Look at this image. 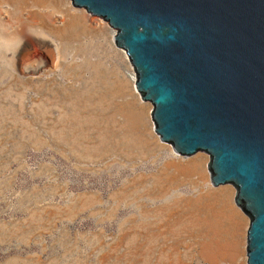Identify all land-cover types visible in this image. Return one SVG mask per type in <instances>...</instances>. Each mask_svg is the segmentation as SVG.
Wrapping results in <instances>:
<instances>
[{
    "label": "water",
    "instance_id": "water-1",
    "mask_svg": "<svg viewBox=\"0 0 264 264\" xmlns=\"http://www.w3.org/2000/svg\"><path fill=\"white\" fill-rule=\"evenodd\" d=\"M116 33L155 142L210 159L212 193L236 191L248 264H264V0H53Z\"/></svg>",
    "mask_w": 264,
    "mask_h": 264
},
{
    "label": "rangeland",
    "instance_id": "rangeland-1",
    "mask_svg": "<svg viewBox=\"0 0 264 264\" xmlns=\"http://www.w3.org/2000/svg\"><path fill=\"white\" fill-rule=\"evenodd\" d=\"M62 3L63 9L74 14L73 8H67V2ZM76 15L81 16L82 22L91 29L92 34H99V38L101 34L109 36L108 42L115 52L112 62L118 64L123 70L128 84L129 101L141 106L135 83L132 81V76L136 74L131 68L128 57L121 55L113 48L114 42L112 37L110 38L113 33L101 23L85 15ZM0 17L5 19V14H1ZM66 18L62 16L59 19L50 18L48 22L60 28L66 24L68 20ZM36 27L38 28L37 24ZM45 36L51 48L55 49L59 40L46 31ZM32 50L36 53L35 60L40 63L37 71L22 72L13 62L9 64V67L20 81L31 77L39 86L41 82L49 78V75L46 71L44 56L39 55L35 45H32ZM71 58L72 54L68 52L66 61H70ZM74 60L80 62L81 58L77 56ZM57 78L62 85L68 84L62 75H57ZM8 80L10 79L7 78L5 83ZM4 85L0 84V87L4 89ZM22 88L26 92L29 91L26 107L27 113L30 112L23 117V121L32 122L37 133L40 132L37 136L45 141L49 138L44 128L46 121L43 122L41 119L36 121L33 114V107L41 103L43 97L34 91L38 88L33 89L28 86ZM2 89L0 88V93ZM144 109L148 129L146 136L149 144L154 145L156 150L147 156H134L129 160L120 154H113L107 160H81L67 149L61 150L53 144H27L19 138L18 134L16 135V130L13 131V128L10 131L7 130V133L5 130L1 131L6 134L0 132L2 140H0L2 142L0 143V264H174L170 258L167 260L168 256L180 259L181 262L187 260L185 264H206L198 257L191 255L195 253V246L190 241L193 240L192 238L184 233L174 235L173 231L166 229L162 223L166 217L164 213L170 206L168 203L175 197L195 199L199 195L212 193L210 176L207 172L209 169L206 167L205 181H195L196 176H192L189 180L181 176L178 187L168 191L165 188L163 190L165 195L161 194L163 195L161 196V190L166 186L163 184L164 187L162 185L157 187L154 179L160 175L163 177L161 171L165 163L171 161L174 166H182L190 160L175 159L170 147L155 142L152 112L150 107H144ZM57 116L56 112L52 117L57 118ZM2 120V124H9L7 120ZM207 160L210 162V159ZM174 166L171 170H174ZM132 182L135 183L132 184ZM154 190L161 192L158 194ZM230 190L232 205L237 210L236 191ZM161 216L162 219L159 220ZM157 222L156 226H151ZM151 227H153L152 230ZM244 227L242 228L244 230L243 253L238 259V264H247L249 228L247 220ZM154 230L158 232L155 233ZM167 230L171 231V234ZM185 236L187 237L184 238ZM182 240L189 244V247H186L187 244L185 243V246ZM186 240H189V243ZM171 245L174 247L179 245V248H176L178 251ZM165 248L168 249L165 250ZM171 248L174 250L171 251ZM174 252H178V255ZM166 254L170 255L166 256ZM184 254L187 257L182 256ZM160 256H163L161 260H159Z\"/></svg>",
    "mask_w": 264,
    "mask_h": 264
},
{
    "label": "bare ground",
    "instance_id": "bare-ground-1",
    "mask_svg": "<svg viewBox=\"0 0 264 264\" xmlns=\"http://www.w3.org/2000/svg\"><path fill=\"white\" fill-rule=\"evenodd\" d=\"M63 5L61 1L53 0H0V16L5 14V19L0 17V84H5L4 89L0 87L2 89L0 132L5 130L7 133V130L10 131L13 128V131L16 130V135L18 134L19 138L27 144H53L61 150L67 149L81 160H107L113 154H120L129 160L134 156L144 157L154 153L156 149L154 145L149 144L146 136L148 133L145 123L146 111L144 107L129 101L128 84L123 70L118 64L112 62L115 52L108 42L109 36L101 34L99 38V34H92L91 29L82 22L81 16L70 14L67 9L62 8ZM60 16L68 18L62 27H54L48 22V19H59ZM45 31L59 40L55 49H52L47 41ZM111 37L114 43H118L116 33H113ZM32 45L37 47L39 55L44 56L46 71L49 75V78L47 77L48 79L41 82L39 86L31 77L20 81L9 67V64L13 62L22 72L37 71L40 63L35 60L36 53L33 52ZM68 52L72 54L70 61H66ZM77 56L81 58L80 62L74 60ZM57 75H62L68 84L62 85ZM7 78L10 80L5 83ZM132 81L137 90V75L132 76ZM14 85L15 88H13ZM24 86L38 88L34 91L43 97L41 103L33 107L35 117L32 116L36 121L38 119L46 121L44 128L49 138L45 141L37 136L40 132L37 133L32 122L23 121V117L30 113H27L26 107L29 91L26 92L22 88ZM56 112L58 116L53 118V113ZM2 119L7 120L9 124L4 125V122L2 124ZM35 120L33 121L36 122ZM173 164L171 161L165 163L161 171L163 177L160 175L154 179L157 187L166 186L162 188L161 193L154 190L160 195H165L163 191L165 188L168 191L178 187L181 176L188 180L196 176L194 180L198 182L207 179L206 167L209 166L207 159L190 160L185 165H175L177 167ZM173 166L174 170H171ZM146 191L149 190L146 189ZM209 193L199 195L195 199L175 197L171 204L168 203L170 206H166L167 209L164 206L166 217L164 216V223H160L166 229L172 230L174 235L184 233L192 238L193 240L190 241L195 246L196 255L195 253L191 255L198 257L206 264H238V259L243 253L244 230L242 228L246 220L243 216H238L237 210L233 207L230 189ZM157 224L158 222L151 226ZM188 245L186 247H189ZM182 246L184 248L183 244ZM172 247L177 250L179 245L178 248ZM173 248L171 251L174 250ZM175 254L178 255V252ZM186 254L182 256L187 257ZM161 257L163 256H160L159 260ZM168 258L174 264L183 262L175 257L168 256L167 260Z\"/></svg>",
    "mask_w": 264,
    "mask_h": 264
}]
</instances>
